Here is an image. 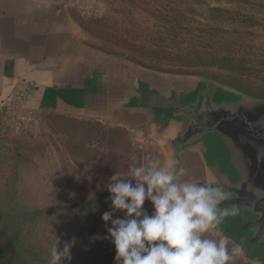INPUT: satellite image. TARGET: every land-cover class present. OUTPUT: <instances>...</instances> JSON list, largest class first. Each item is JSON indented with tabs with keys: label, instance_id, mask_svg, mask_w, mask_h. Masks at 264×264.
Returning a JSON list of instances; mask_svg holds the SVG:
<instances>
[{
	"label": "rangeland",
	"instance_id": "rangeland-1",
	"mask_svg": "<svg viewBox=\"0 0 264 264\" xmlns=\"http://www.w3.org/2000/svg\"><path fill=\"white\" fill-rule=\"evenodd\" d=\"M84 18L88 45L124 62L174 78L201 79L217 103L264 101V0H98ZM5 113V112H4ZM0 115V229L24 264H49L59 238L76 239L66 264H114L115 248L102 215L107 184L119 172L152 159L175 170L165 148L149 139L70 112H36L37 123L17 133ZM149 214L153 206L145 201ZM116 213L113 218H123ZM233 219V217H231ZM224 224L222 223L219 228ZM244 255L235 264H264ZM248 238L250 236L247 234ZM10 253V250H8ZM13 258V257H12Z\"/></svg>",
	"mask_w": 264,
	"mask_h": 264
},
{
	"label": "crops",
	"instance_id": "crops-1",
	"mask_svg": "<svg viewBox=\"0 0 264 264\" xmlns=\"http://www.w3.org/2000/svg\"><path fill=\"white\" fill-rule=\"evenodd\" d=\"M72 1L0 0V115L23 85L33 82L26 103L33 112H70L132 133L137 140L160 143L175 170L186 169L182 180L231 182L236 174L217 135L174 148L186 126L166 113L192 101L201 79L131 69L91 48L84 18ZM236 223L226 218L219 229L231 233Z\"/></svg>",
	"mask_w": 264,
	"mask_h": 264
},
{
	"label": "clouds",
	"instance_id": "clouds-1",
	"mask_svg": "<svg viewBox=\"0 0 264 264\" xmlns=\"http://www.w3.org/2000/svg\"><path fill=\"white\" fill-rule=\"evenodd\" d=\"M186 169H169L159 159L130 167L126 177L117 172L106 186L110 211L102 215L107 236L115 248L114 264H235L244 255L229 237L211 238L239 209L221 207L229 193L220 186L182 180ZM153 206L149 214L145 201ZM123 213V218H113ZM50 248L49 264H66L76 239L59 238Z\"/></svg>",
	"mask_w": 264,
	"mask_h": 264
},
{
	"label": "water",
	"instance_id": "water-1",
	"mask_svg": "<svg viewBox=\"0 0 264 264\" xmlns=\"http://www.w3.org/2000/svg\"><path fill=\"white\" fill-rule=\"evenodd\" d=\"M208 112L211 116L199 125L198 132L217 135L231 146L239 184L232 187L235 198L230 203L258 217L249 225L257 230V241L264 237V101L236 98L217 103ZM185 128L182 136L197 132Z\"/></svg>",
	"mask_w": 264,
	"mask_h": 264
},
{
	"label": "flooded vegetation",
	"instance_id": "flooded-vegetation-1",
	"mask_svg": "<svg viewBox=\"0 0 264 264\" xmlns=\"http://www.w3.org/2000/svg\"><path fill=\"white\" fill-rule=\"evenodd\" d=\"M215 104L217 102L214 100L212 94L210 93V90L206 83L204 81H200L197 93L195 95V98L190 101L188 104L184 105V107L181 106H174L166 113L168 116H177L181 119H183V123L188 128L189 131L196 130V134L194 133H188L185 136H180L176 142H174V148L178 150L180 147H184L186 145H189L190 143H193L195 141L202 140L206 134H201L198 131V127L200 124H203L208 121L209 117L211 116L208 112L209 108L215 109ZM206 116L199 117L198 113H206ZM189 115L188 117H185V115ZM165 115V116H166ZM189 126V127H188ZM186 130V128H185ZM184 130V131H185ZM218 145L223 153H225L226 158L228 159V162L231 165V171L232 173L236 174V166L234 164V161L231 157L234 156L233 152L230 149V145L225 142L222 138L218 137ZM239 184V179L233 178L231 182L228 184H221V185H213V186H220L223 187L228 193L229 197L226 201L222 202L221 207H233L234 205L230 203L232 199L235 198V195L233 193V188L236 187ZM239 214L237 216H234L233 219L237 221V228L231 232V235L233 236H239V241L244 242L245 244V250L249 252L250 250L254 251L255 255L258 258L264 259V237L261 239L255 241L258 232L257 230L251 228L249 225L256 221L258 217L253 214L252 210L245 209V208H238ZM247 234L250 236L248 238Z\"/></svg>",
	"mask_w": 264,
	"mask_h": 264
},
{
	"label": "built area",
	"instance_id": "built-area-1",
	"mask_svg": "<svg viewBox=\"0 0 264 264\" xmlns=\"http://www.w3.org/2000/svg\"><path fill=\"white\" fill-rule=\"evenodd\" d=\"M98 0H73L72 6L76 7L79 13L90 17L99 13ZM33 82H26L22 91L15 95L5 109V126L11 131L21 133L37 123L36 113L26 107L34 90Z\"/></svg>",
	"mask_w": 264,
	"mask_h": 264
},
{
	"label": "trees",
	"instance_id": "trees-1",
	"mask_svg": "<svg viewBox=\"0 0 264 264\" xmlns=\"http://www.w3.org/2000/svg\"><path fill=\"white\" fill-rule=\"evenodd\" d=\"M6 236L0 229V264H24L20 256H16L13 242ZM8 250H10V253Z\"/></svg>",
	"mask_w": 264,
	"mask_h": 264
}]
</instances>
